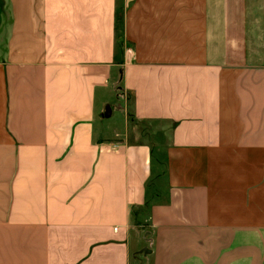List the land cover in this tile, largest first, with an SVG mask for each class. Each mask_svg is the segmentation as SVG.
I'll use <instances>...</instances> for the list:
<instances>
[{"label": "crops", "instance_id": "0c3cea01", "mask_svg": "<svg viewBox=\"0 0 264 264\" xmlns=\"http://www.w3.org/2000/svg\"><path fill=\"white\" fill-rule=\"evenodd\" d=\"M0 264H264V0H0Z\"/></svg>", "mask_w": 264, "mask_h": 264}, {"label": "rangeland", "instance_id": "374dc122", "mask_svg": "<svg viewBox=\"0 0 264 264\" xmlns=\"http://www.w3.org/2000/svg\"><path fill=\"white\" fill-rule=\"evenodd\" d=\"M120 103L122 104V102L120 101Z\"/></svg>", "mask_w": 264, "mask_h": 264}]
</instances>
